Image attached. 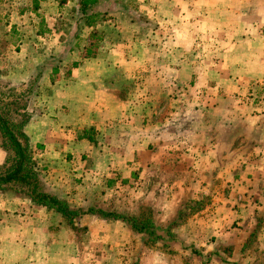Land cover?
Instances as JSON below:
<instances>
[{"label": "crops", "instance_id": "1", "mask_svg": "<svg viewBox=\"0 0 264 264\" xmlns=\"http://www.w3.org/2000/svg\"><path fill=\"white\" fill-rule=\"evenodd\" d=\"M99 1L93 25L15 40L0 3V78L40 75L25 131L46 192L137 224L141 202L149 226L88 209L54 227L1 192L0 264H264V0Z\"/></svg>", "mask_w": 264, "mask_h": 264}, {"label": "trees", "instance_id": "2", "mask_svg": "<svg viewBox=\"0 0 264 264\" xmlns=\"http://www.w3.org/2000/svg\"><path fill=\"white\" fill-rule=\"evenodd\" d=\"M79 11L84 17L87 25H93L99 18V0H77ZM92 40L101 41L98 32H93ZM92 50L87 53V57H92ZM40 75H38L25 91L18 92L12 88V94L5 98H0V147L6 153V160L0 166V191L17 188L21 189L35 206L48 208L61 215L70 225L74 220L84 214L79 209H74L71 205L55 195L45 191L41 182V172L34 159L30 138L26 134V127L33 117L31 110H28L30 98L39 86ZM89 212L100 214L104 218L121 219L133 226L136 231L141 232L144 227H148V222L137 224L134 220L114 212H104L103 210L90 209Z\"/></svg>", "mask_w": 264, "mask_h": 264}, {"label": "rangeland", "instance_id": "3", "mask_svg": "<svg viewBox=\"0 0 264 264\" xmlns=\"http://www.w3.org/2000/svg\"><path fill=\"white\" fill-rule=\"evenodd\" d=\"M74 1L76 2V0H73V2ZM108 2H110V1L109 0H103L102 1V3H104V4H107ZM0 3H2L4 5H6V4L8 5V4L13 3V6L15 8L14 17L9 12L11 15V19H9L10 20L9 22L12 25H10V24L7 25V28H8L7 34H8V36H11L14 40L21 37V36H26L27 38H28V36L32 37L35 35V32H37V31L42 32V29L38 28L39 26H37L36 28L33 27L34 24H37V23H34V20L35 21L36 20L42 21V20L48 18V16L56 18V19L57 18H63V17L71 18V15L73 14V16H72L73 18H76L79 20H85L84 17H82V14L79 11V7L77 6V4H75V6L73 7L74 9H72L69 13H66V11L65 12L61 11L60 9L64 10V8H66V6H68V5H66L67 1H64V0H0ZM58 15H61V16L59 17ZM91 40H92V38H91ZM99 43L100 42L97 41L96 39H93L90 43H88L87 53L91 49L92 54H94L98 48ZM54 63H55V60H54ZM13 87H15L18 92L25 91L27 89V87H22V86L16 85L10 79L0 78V98H5L6 96L11 95L12 94L11 91H12ZM34 95H35V92L33 93V95L30 98L31 99L30 103L27 100L26 101L23 100V102L28 103V110L29 109L31 110V108H32V100L34 99ZM1 142L2 141H1V136H0V143ZM40 179L42 182V186H44L43 185L44 178L42 176V173H41ZM1 192L15 193L17 195H20L21 197H24V198L30 200V198L23 191H21V189H17V188L16 189L15 188L10 189L9 188L7 190L0 191V193ZM136 195H137V192H136ZM121 202L118 205L117 204H111L110 205V211H114L115 213L122 214V215H124L126 212L128 213V210L124 209V207L122 206V205H124L123 201H121ZM70 205L72 208L79 209L81 211L90 209V207L88 205L85 207H80L79 203H72ZM115 205H117V206H115ZM93 208L94 209L97 208L99 210L100 207H98V206L94 207L93 206ZM37 209H38V212L42 211L44 213L43 215H45L46 218L52 220L54 227L58 226L57 223L59 220H56V216L53 214L54 211L51 210V211L47 212L44 209V207L42 209H40V206H37ZM131 210H132L131 212H136V213L142 212V213H145L146 215L150 214V212H151V208L149 206L142 205L141 202L136 203L133 206V208H131ZM146 215H144V217H142V218L135 219L136 222H138V221H141V223L148 222L149 218L146 217ZM62 219H63L64 223L67 224V226L71 227L74 231H76V229H77L76 224H78V222H79L78 218H76L74 220V223L72 225H70L68 223V221L65 220L63 217H62ZM169 222L164 221L163 224L168 225ZM169 226L173 227L174 225L172 223ZM100 254H102V253L100 252Z\"/></svg>", "mask_w": 264, "mask_h": 264}]
</instances>
